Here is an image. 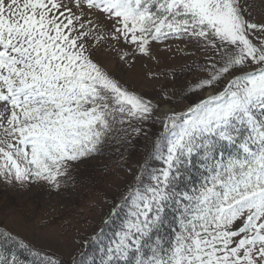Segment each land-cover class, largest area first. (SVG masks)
I'll return each instance as SVG.
<instances>
[{"label": "snow or ice", "instance_id": "obj_1", "mask_svg": "<svg viewBox=\"0 0 264 264\" xmlns=\"http://www.w3.org/2000/svg\"><path fill=\"white\" fill-rule=\"evenodd\" d=\"M253 9L0 0V184L59 189L106 149L132 176L67 261L0 220V264H264V20ZM113 42L129 66L159 64L153 44L175 43L183 63L149 72L159 91L146 96L95 58ZM142 138L151 148L134 170Z\"/></svg>", "mask_w": 264, "mask_h": 264}, {"label": "rangeland", "instance_id": "obj_2", "mask_svg": "<svg viewBox=\"0 0 264 264\" xmlns=\"http://www.w3.org/2000/svg\"><path fill=\"white\" fill-rule=\"evenodd\" d=\"M252 2L254 17L257 21L264 20V3L262 0H252ZM105 23L108 22L105 21ZM175 48V43H172L173 51H167L165 44H153V53L160 60L159 64L155 60L137 55L135 61L129 66L120 60L118 54L121 50H127V46L123 43L115 44V42L100 47L95 53V58L109 72L121 78L128 87L146 96H155L159 91V82L148 79L147 74L159 72L165 66L183 63L180 54L175 52ZM143 142L146 146L150 145V140L143 139ZM143 154L140 153L133 159L136 164L133 166L134 170L137 164L142 161ZM110 160V157L104 154L74 163L69 169V177H73V181H67L63 177L66 183L59 189L51 188L45 183H34L26 187L10 185L6 190L0 189V220L6 219L13 227L22 230L30 239L35 238L38 246L41 244L45 247L51 245L52 252L60 255L65 261L69 260L84 241L98 230L102 220L111 210V202L132 179V176L125 172L119 178L97 185L95 189H101V196L95 194V189L89 190L87 199L80 202L79 198L85 194L86 186L83 188V185L89 179L96 181L99 177V169L107 167ZM67 183H70L71 186H67ZM74 206L83 209L84 218L77 216L78 219H76L74 217L71 210ZM56 216H59L58 219L56 218L57 220L52 223L51 219ZM109 235L111 234L109 233Z\"/></svg>", "mask_w": 264, "mask_h": 264}, {"label": "trees", "instance_id": "obj_3", "mask_svg": "<svg viewBox=\"0 0 264 264\" xmlns=\"http://www.w3.org/2000/svg\"><path fill=\"white\" fill-rule=\"evenodd\" d=\"M146 141H148V140L146 139ZM135 143H136V149H135V152L133 153V157H132V159L129 160V163L132 164L133 166L136 165V164L134 163L133 159H134L138 154L140 155V153H144V154H143V157H144L145 155H147L148 151H149L150 148H151V142H150V145H149V146H146V145L144 144V142H143V138H142V139H138L137 141H135ZM105 154H107V156H109L111 160L108 162L107 167L99 169V173H98L99 177H98V179H97L96 181H95V180L92 181V179H89V180L87 181V183H85V184L83 185V188H84V186H86V188H84V192H85V194H82V196L79 198V201H80V202H81V201H84V200L87 199L89 190H94V189L96 188L97 185H99V184H104L105 182H107V181H109V180H111V179L119 178L120 176H122V175L126 172L125 169L127 168L128 165H124L123 167H117L115 162H116V160H118L119 158H118L117 156H115L114 154H112V153H111L109 150H107V149L105 150ZM95 156H99V155H95ZM137 165H138V164H137ZM64 179H65V178L62 177V179H61V185H63L64 183H66V182L64 181ZM66 179H67V181L69 180V181L72 182L74 178H73V177H70V178H66ZM78 185H79V184H78ZM9 186H10V185L0 184V189H4V190H6L7 188H9ZM67 186H71L70 183H69V184L67 183ZM60 187H61V186H60ZM85 190H86L87 192H86ZM84 192H83V193H84ZM94 192H95V194H96L97 196H101L100 194H102L101 189H99V188L95 189ZM71 210L73 211L72 214L74 215V217H75L76 219H78L77 216H81L82 218L85 217V215L82 214L83 209H81L80 207L78 208L77 206H74V207L71 208ZM58 217H59V216H56L54 219H51V220H52L51 222L54 223L55 220L58 219ZM56 218H57V219H56ZM81 220H83V219H81ZM77 221L80 222V223H84L83 221H85V220H83V221L77 220ZM119 222H120V221L118 220L116 223L119 224ZM114 229H115V225H114L113 227L106 228V230H105V239H107V237H110V236L112 235ZM108 232H109L111 235H109Z\"/></svg>", "mask_w": 264, "mask_h": 264}]
</instances>
